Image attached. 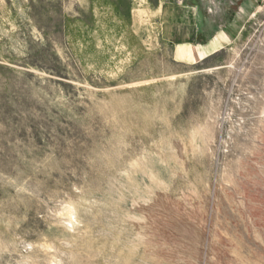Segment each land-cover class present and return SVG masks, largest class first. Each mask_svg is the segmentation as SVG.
Segmentation results:
<instances>
[{
    "label": "rangeland",
    "instance_id": "obj_1",
    "mask_svg": "<svg viewBox=\"0 0 264 264\" xmlns=\"http://www.w3.org/2000/svg\"><path fill=\"white\" fill-rule=\"evenodd\" d=\"M0 264H264V0H0Z\"/></svg>",
    "mask_w": 264,
    "mask_h": 264
},
{
    "label": "crops",
    "instance_id": "obj_2",
    "mask_svg": "<svg viewBox=\"0 0 264 264\" xmlns=\"http://www.w3.org/2000/svg\"><path fill=\"white\" fill-rule=\"evenodd\" d=\"M219 49H221V48L220 47H218V48L215 47V48L211 49L210 51H208L207 53L205 52L204 55L199 57V60L197 59V62H199L200 60H204L207 56H210V55L218 52Z\"/></svg>",
    "mask_w": 264,
    "mask_h": 264
}]
</instances>
